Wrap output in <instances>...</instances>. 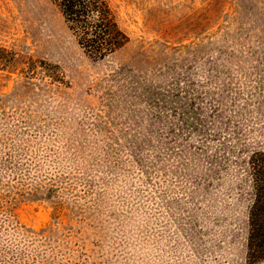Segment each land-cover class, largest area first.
Instances as JSON below:
<instances>
[{
    "label": "rangeland",
    "instance_id": "1",
    "mask_svg": "<svg viewBox=\"0 0 264 264\" xmlns=\"http://www.w3.org/2000/svg\"><path fill=\"white\" fill-rule=\"evenodd\" d=\"M107 1L130 41L96 61L0 0V264H247L264 0Z\"/></svg>",
    "mask_w": 264,
    "mask_h": 264
},
{
    "label": "trees",
    "instance_id": "2",
    "mask_svg": "<svg viewBox=\"0 0 264 264\" xmlns=\"http://www.w3.org/2000/svg\"><path fill=\"white\" fill-rule=\"evenodd\" d=\"M79 47L93 60H104L126 46L130 38L119 26L107 0H52ZM255 197L249 212L247 264L264 261V148L249 160ZM37 195L36 192H29Z\"/></svg>",
    "mask_w": 264,
    "mask_h": 264
}]
</instances>
